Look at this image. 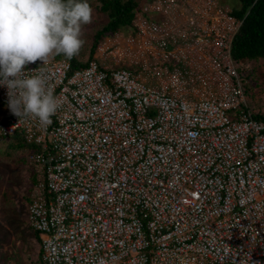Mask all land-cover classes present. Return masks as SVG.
I'll return each mask as SVG.
<instances>
[{"label": "built area", "instance_id": "1", "mask_svg": "<svg viewBox=\"0 0 264 264\" xmlns=\"http://www.w3.org/2000/svg\"><path fill=\"white\" fill-rule=\"evenodd\" d=\"M240 22L217 0L138 2L83 66H26L61 101L46 127L0 86V134L36 146L29 264H264V121L231 57Z\"/></svg>", "mask_w": 264, "mask_h": 264}, {"label": "clouds", "instance_id": "2", "mask_svg": "<svg viewBox=\"0 0 264 264\" xmlns=\"http://www.w3.org/2000/svg\"><path fill=\"white\" fill-rule=\"evenodd\" d=\"M92 14L87 0H0V86L7 88L13 115L51 124L61 101L45 73L29 75L26 66L47 64L53 55L77 56Z\"/></svg>", "mask_w": 264, "mask_h": 264}, {"label": "rangeland", "instance_id": "3", "mask_svg": "<svg viewBox=\"0 0 264 264\" xmlns=\"http://www.w3.org/2000/svg\"><path fill=\"white\" fill-rule=\"evenodd\" d=\"M143 0H137L142 2ZM230 8L237 0H217ZM93 10L92 23L82 26L85 41L77 61L83 62L87 55L93 34L106 21V15L98 11V0H87ZM54 56V55H53ZM50 57V58H53ZM37 61L31 64H39ZM245 81L247 105L253 112H264V61H245L238 66ZM244 87V89H245ZM0 143V264H29L39 250L38 238L26 221L28 190L31 169L21 151L7 150ZM25 152V151H24Z\"/></svg>", "mask_w": 264, "mask_h": 264}, {"label": "trees", "instance_id": "4", "mask_svg": "<svg viewBox=\"0 0 264 264\" xmlns=\"http://www.w3.org/2000/svg\"><path fill=\"white\" fill-rule=\"evenodd\" d=\"M98 11L106 15V21L92 36L88 55L83 62L77 61L76 57L67 59L63 55H54L53 58L63 57L67 59L73 68L83 66L91 57L95 44L104 36L116 30H124L132 16L133 8L138 4L137 0H98ZM232 14L241 22L231 40V57L237 65H243L245 61H264V0H237V4L231 8ZM239 70V69H238ZM246 91V87H245ZM3 111L0 105V114ZM257 120L264 121V112H252ZM0 124H5V117L0 115ZM4 144L3 153L7 150L21 151L25 153L36 149L33 144H27L20 131L16 130L11 134H0V143ZM5 150V152H4ZM25 151V152H24ZM30 183L33 176H30ZM32 184V183H31ZM30 184V185H31ZM31 188V186H30ZM25 198L29 200V191ZM34 232V231H33ZM38 238L36 232H34ZM39 239V238H38Z\"/></svg>", "mask_w": 264, "mask_h": 264}]
</instances>
